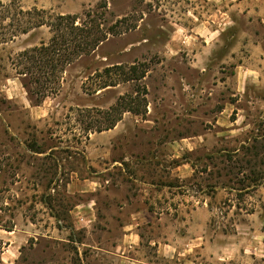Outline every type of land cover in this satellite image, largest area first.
<instances>
[{
    "label": "rangeland",
    "instance_id": "obj_1",
    "mask_svg": "<svg viewBox=\"0 0 264 264\" xmlns=\"http://www.w3.org/2000/svg\"><path fill=\"white\" fill-rule=\"evenodd\" d=\"M11 4L14 14L44 11L50 21L76 15L90 23L91 14L108 35L65 66L39 105L11 60L53 34L44 26L5 43ZM229 4L0 0V226L32 233L16 264H115L129 224L140 223L146 238L182 235L204 207L214 213L211 234H237L256 212L264 231V24ZM134 65L147 67L141 82H123L117 68L106 73ZM126 96L145 100L138 115L110 111ZM253 146L259 160L248 168ZM78 205H92L91 222L70 213ZM151 209L166 216L150 229L137 217ZM261 255L237 254L230 264H264Z\"/></svg>",
    "mask_w": 264,
    "mask_h": 264
},
{
    "label": "crops",
    "instance_id": "obj_2",
    "mask_svg": "<svg viewBox=\"0 0 264 264\" xmlns=\"http://www.w3.org/2000/svg\"><path fill=\"white\" fill-rule=\"evenodd\" d=\"M224 1H230L228 7L231 12L240 8L243 17L250 19L256 16L264 24V0H238L239 3L235 4L232 3L235 0ZM229 20L233 24L232 18ZM226 21H228L227 17L225 26L229 24ZM191 31L194 32L195 28ZM76 184L81 187L88 186V180H73L72 185ZM93 184L98 183L93 182ZM155 192L157 193L156 189ZM194 212V219L196 218L194 224L189 225L182 235L161 233V235L151 234V237L146 238L140 229V223L129 224L123 229V235L115 246V264H206V261H209V264H230L237 254L246 255L249 252L255 256L262 254L264 258V231L259 230L254 224L255 218L259 217L258 212L246 215L247 219L237 225V234H227L225 230L221 234H211L214 213L205 207L198 208ZM70 213L73 216L75 213L78 217L82 216L81 222H91L94 218L92 205H78ZM157 216H159L158 221L163 222L166 212L146 210L137 218L144 217L146 226L151 229V225L154 224L153 219ZM197 218L201 219L197 220ZM30 231L26 225L21 228L15 227L10 231L0 226V243L4 245L0 253V264L17 263L21 251L32 234ZM144 249L153 253L151 259Z\"/></svg>",
    "mask_w": 264,
    "mask_h": 264
},
{
    "label": "trees",
    "instance_id": "obj_3",
    "mask_svg": "<svg viewBox=\"0 0 264 264\" xmlns=\"http://www.w3.org/2000/svg\"><path fill=\"white\" fill-rule=\"evenodd\" d=\"M14 5L11 4L7 7L9 15L7 18L10 20L9 31L5 43L13 40L18 35L28 34L30 31L39 29L41 27H48L51 29L53 37L49 43L42 42L39 47L25 49L19 53L16 59L11 60L16 74L25 78L23 86L27 88L31 94H35L37 97V104L43 101L47 97V93H53L56 91L52 84H56L58 74L61 73L65 66L72 64L76 58L82 56H89L94 53L98 47L107 40V32L101 29V23H98L97 19L87 14V18L90 19V23L87 21L82 22L79 16L76 15H65L58 16L52 21L48 20L44 11H23L20 10L18 13H12L11 8ZM10 9V10H9ZM45 14V15H44ZM139 67L141 69H139ZM112 68H117L119 73L124 77L123 82L125 83H137L141 82L147 74V67L141 66H130L128 70L124 67H111L106 69V73L110 74ZM116 83L111 84L104 83L101 89L109 87H115ZM32 87V90L29 88ZM139 88L137 87L136 92L139 94ZM143 96L146 94V90H143ZM136 95V96H137ZM145 100H139V97L126 96L119 98L118 102L114 107L110 109L112 113H119V117L124 112H130L138 115L142 104ZM110 112V113H111ZM106 114H109L108 112ZM117 119H107L104 123H108L106 128H100L99 131L109 130L116 126L120 121ZM257 147L253 146L246 152L249 160H245V164L249 167L257 166L259 155L256 152ZM241 165L243 162H239L236 165ZM238 168L240 172L243 166L235 167L233 170ZM250 170V169H247ZM233 172V171H232ZM239 174V173H238ZM255 171L251 168V175H254ZM237 175V174H236ZM260 179L255 176L252 179V184L258 186ZM251 188V187H248ZM6 230L7 229L4 227Z\"/></svg>",
    "mask_w": 264,
    "mask_h": 264
}]
</instances>
